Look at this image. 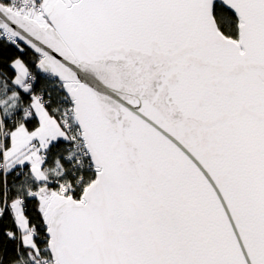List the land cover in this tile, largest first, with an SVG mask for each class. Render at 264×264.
I'll return each mask as SVG.
<instances>
[{
	"label": "snow or ice",
	"instance_id": "1",
	"mask_svg": "<svg viewBox=\"0 0 264 264\" xmlns=\"http://www.w3.org/2000/svg\"><path fill=\"white\" fill-rule=\"evenodd\" d=\"M0 264H264V0H0Z\"/></svg>",
	"mask_w": 264,
	"mask_h": 264
}]
</instances>
